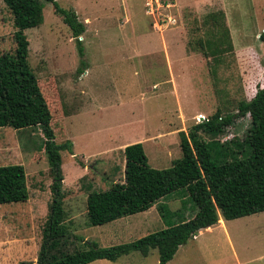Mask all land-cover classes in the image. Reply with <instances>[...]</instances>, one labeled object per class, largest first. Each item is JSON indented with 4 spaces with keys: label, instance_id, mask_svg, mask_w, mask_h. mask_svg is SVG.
<instances>
[{
    "label": "rangeland",
    "instance_id": "1",
    "mask_svg": "<svg viewBox=\"0 0 264 264\" xmlns=\"http://www.w3.org/2000/svg\"><path fill=\"white\" fill-rule=\"evenodd\" d=\"M41 1L43 22L26 31L28 60L56 142L74 145L73 155L61 152L70 251L135 242L193 219L197 209L184 189L103 226L89 224L87 199L124 182L127 145L142 143L152 168H170L182 157L180 133L218 111L237 113L241 101L255 97L264 86V0H55L86 26L83 74L72 31L53 3ZM15 32L14 15L0 0V56L15 53ZM250 120L216 138L202 136L243 139ZM44 141L40 128L0 129V166H23L30 192L26 203L0 205V264H37L52 202ZM91 264H159V253ZM168 264H264V213L202 231Z\"/></svg>",
    "mask_w": 264,
    "mask_h": 264
},
{
    "label": "trees",
    "instance_id": "2",
    "mask_svg": "<svg viewBox=\"0 0 264 264\" xmlns=\"http://www.w3.org/2000/svg\"><path fill=\"white\" fill-rule=\"evenodd\" d=\"M48 1L53 3L55 13L76 39L81 65L78 74H83L88 65L80 38L86 32V26L73 9H64L55 0ZM4 2L14 15L17 47L14 54L0 56V129L8 127L21 131L40 128L53 180L52 202L37 264L116 262L133 252L148 257L152 250H158L159 264H168L180 247L201 231L218 225L221 217L233 221L264 213V88H258L252 100L239 103L237 113L225 115L218 111L195 125L190 134L180 133L182 157L175 160L170 168H152L142 143L127 146L124 149V182L113 183L108 191L92 192L87 199L89 224L103 226L146 212L159 200L184 189L197 209L193 219L171 225L135 242L110 248L85 243L89 249L70 251V232L65 225L67 212L61 152L73 155L74 145L72 141L56 142L52 112L28 60L30 43L26 31L43 22V3L41 0ZM260 39L264 42V33ZM222 46H216V51H223ZM248 115L250 125L243 139L234 138L228 143L206 142L202 136L216 138ZM29 199L25 168L20 165L0 166V205L26 203ZM166 206L161 209L163 219L168 217ZM74 240L81 241L78 236Z\"/></svg>",
    "mask_w": 264,
    "mask_h": 264
},
{
    "label": "crops",
    "instance_id": "3",
    "mask_svg": "<svg viewBox=\"0 0 264 264\" xmlns=\"http://www.w3.org/2000/svg\"><path fill=\"white\" fill-rule=\"evenodd\" d=\"M262 88H264V86H262ZM127 146H129V145H127ZM127 146H126V147H127ZM126 147H125V148H126ZM125 148H124V149H125ZM245 218H246V217H245ZM237 220H238V219H237ZM233 221H234V220H233ZM227 222H228V221H225V220H224V219L221 217V219H220V221H219V224H218V225H222V226L224 227V225H226V224H227ZM214 227H217V225H216V226H214ZM214 227H212V228H209V229H206V230H207V231H211V230H212ZM203 231H205V230H203ZM225 231H226V229H225ZM201 232H202V231H201ZM201 232H200V233H201ZM227 232H228V230H227ZM200 233H199V234H200ZM195 238H196V237H195ZM195 238H194V239H195Z\"/></svg>",
    "mask_w": 264,
    "mask_h": 264
}]
</instances>
